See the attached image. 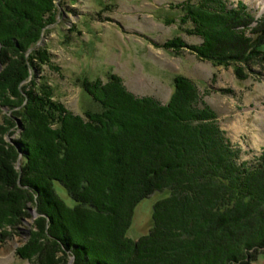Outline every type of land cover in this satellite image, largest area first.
<instances>
[{"label":"trees","instance_id":"trees-1","mask_svg":"<svg viewBox=\"0 0 264 264\" xmlns=\"http://www.w3.org/2000/svg\"><path fill=\"white\" fill-rule=\"evenodd\" d=\"M240 9L186 0L178 26L202 38L199 58L225 65L243 45L234 28L253 21ZM55 18L54 0H0V113L9 107L23 129L18 171L16 145L4 151L0 140V229L15 230L28 202L40 215L16 254L39 264H53L57 250L74 264H253L252 253L264 249V148L256 164L238 165L216 112L181 75L165 104L135 96L114 74L105 83L83 77L98 108L74 114L34 73L57 69L46 48H35ZM260 21L253 33L264 40ZM179 41L164 46L175 50ZM157 192L166 195L154 202L148 233L129 238L135 207Z\"/></svg>","mask_w":264,"mask_h":264},{"label":"rangeland","instance_id":"rangeland-1","mask_svg":"<svg viewBox=\"0 0 264 264\" xmlns=\"http://www.w3.org/2000/svg\"><path fill=\"white\" fill-rule=\"evenodd\" d=\"M221 1L232 11H241L242 4L253 16L250 25L234 28L243 45L239 57L233 53L235 58L231 57L225 65L215 66L199 58L195 50L202 38L185 32L184 27L189 24L178 26L179 7L186 0H54L55 21L43 28L35 48H46L57 69L43 65L34 73L45 76L54 87L56 98L78 115L98 108L81 88L83 77L105 83L108 75L114 74L135 96H150L165 104L173 92V78L184 76L192 81L201 102L216 112L236 163L252 166L264 146V40L253 33L264 19V0ZM166 18L171 20L166 23ZM177 37L181 42L177 49L164 46ZM30 78L31 75L28 81ZM1 112L0 126L7 130L1 135V148L6 151V145H16L20 154L12 167L18 171L22 119L13 117L9 107L1 108ZM2 115L12 117L11 121L4 123ZM9 123L14 126L10 128ZM55 188L68 205L74 204L63 186L56 183ZM165 195L154 193L135 207L127 232L129 238L136 240L148 233L154 202ZM27 212L29 216L22 217L15 230L0 229V264H39V259H22L16 254L18 248L27 244L40 216L30 202ZM54 253L53 264H74L69 252L67 256L58 250ZM252 254L257 258L253 264H264V249Z\"/></svg>","mask_w":264,"mask_h":264},{"label":"bare ground","instance_id":"bare-ground-1","mask_svg":"<svg viewBox=\"0 0 264 264\" xmlns=\"http://www.w3.org/2000/svg\"><path fill=\"white\" fill-rule=\"evenodd\" d=\"M263 134H264V129H263ZM264 137V136H263Z\"/></svg>","mask_w":264,"mask_h":264}]
</instances>
